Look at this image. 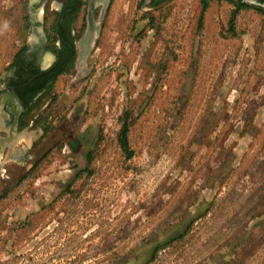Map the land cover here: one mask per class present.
Here are the masks:
<instances>
[{
  "label": "rangeland",
  "instance_id": "rangeland-1",
  "mask_svg": "<svg viewBox=\"0 0 264 264\" xmlns=\"http://www.w3.org/2000/svg\"><path fill=\"white\" fill-rule=\"evenodd\" d=\"M29 1L0 0L6 124L19 52L56 41L58 5L34 24ZM207 1L200 28L202 0L95 7L88 72L74 59L0 141V264H264V7Z\"/></svg>",
  "mask_w": 264,
  "mask_h": 264
},
{
  "label": "flooded vegetation",
  "instance_id": "flooded-vegetation-1",
  "mask_svg": "<svg viewBox=\"0 0 264 264\" xmlns=\"http://www.w3.org/2000/svg\"><path fill=\"white\" fill-rule=\"evenodd\" d=\"M50 1H56L58 5V8H56L58 13L52 26L56 34L55 44L51 45L53 37L50 33L44 31L46 37L45 42H43V38L39 36L38 40L34 41L25 49L13 67V77L6 81L7 90L14 92L18 96V102L15 98L11 97L14 105L12 104L10 107V115H14V118L12 120L9 116V119L12 121L7 123L8 125L5 122L8 117V112H4L5 109L3 108V110L0 108V128H4L9 132L7 138L11 135L15 140L18 136L16 130L17 124L14 129L12 127L14 126L15 118L19 114L21 106L26 105L25 98L28 99L38 96L50 83V79L66 71L69 64L74 62V59L77 64L79 45L78 40H76L77 29L75 22L79 17L78 13L81 12V0H41L31 11L32 18L33 10L46 6V3ZM236 1L241 2L249 0ZM255 1L260 3L257 5L264 7V0ZM36 22H34V24ZM50 53L53 57L48 66L44 68L42 63L44 59H48ZM47 55L48 57H46ZM10 132H12V134H10ZM23 136L27 137L26 140L29 142V136L25 134ZM0 140L3 139L0 137Z\"/></svg>",
  "mask_w": 264,
  "mask_h": 264
},
{
  "label": "water",
  "instance_id": "water-1",
  "mask_svg": "<svg viewBox=\"0 0 264 264\" xmlns=\"http://www.w3.org/2000/svg\"><path fill=\"white\" fill-rule=\"evenodd\" d=\"M40 1L41 0H30L29 2H30L31 8L32 9L35 8L36 4L39 3ZM251 1L254 3L260 4L256 2L255 0H251ZM99 3L102 4L101 13L99 15V20H102L106 13L108 6L111 3V0H88L89 24L87 26L85 33L78 40L79 52H78L77 65L78 67L81 68V70H84L85 72H88V69L86 68L87 59L95 46V40L97 36L99 35L100 29H101V24L99 21H97L96 16H95V7ZM40 10L41 8L33 10V22L40 21V17H39ZM37 32L43 38V42H45L46 37H45L43 29H38ZM49 55H50L49 56L50 58L48 60L44 59V62L42 63L43 64L42 66L44 68L48 66L49 62L51 61V58L53 57L51 53ZM9 94L14 96L15 99L18 100V96L14 92H10Z\"/></svg>",
  "mask_w": 264,
  "mask_h": 264
},
{
  "label": "trees",
  "instance_id": "trees-1",
  "mask_svg": "<svg viewBox=\"0 0 264 264\" xmlns=\"http://www.w3.org/2000/svg\"><path fill=\"white\" fill-rule=\"evenodd\" d=\"M81 3H83V0H81ZM208 5L209 4H208V1L207 0H202V11H201V15H200L199 22H198L199 28L203 24L204 12L207 10ZM234 20H235V16L233 15L232 18H231V20H230V23H231V27L232 28H234ZM24 50L25 49H23L21 52H19L18 57H17V61H18L21 53ZM55 78H56V76L53 77L52 79H50V83H52ZM23 97H24V95H23ZM25 99H26L25 100V103L26 104H30L31 101H32V98H28V99L25 98ZM119 142L121 144V147H122L123 151L126 153L127 157H131L134 152H133V149H131L130 144H129V139H128V124L126 122L123 124V127L121 129V132H120V135H119Z\"/></svg>",
  "mask_w": 264,
  "mask_h": 264
},
{
  "label": "bare ground",
  "instance_id": "bare-ground-1",
  "mask_svg": "<svg viewBox=\"0 0 264 264\" xmlns=\"http://www.w3.org/2000/svg\"><path fill=\"white\" fill-rule=\"evenodd\" d=\"M50 57H48V59H49ZM47 59V60H48ZM13 98H14V96H12ZM17 124V122H16V120H15V122H14V126L12 127L13 129L15 128V125ZM10 134H12V132H10ZM26 136L28 135L27 133L25 134ZM19 136V135H18ZM17 136V137H18ZM17 140V138L14 140L13 138H12V136L10 135V137L9 138H5V139H3V140H0L3 144H5L6 142L7 143H10L11 141H16Z\"/></svg>",
  "mask_w": 264,
  "mask_h": 264
},
{
  "label": "crops",
  "instance_id": "crops-1",
  "mask_svg": "<svg viewBox=\"0 0 264 264\" xmlns=\"http://www.w3.org/2000/svg\"><path fill=\"white\" fill-rule=\"evenodd\" d=\"M55 4H57V2L56 1H53Z\"/></svg>",
  "mask_w": 264,
  "mask_h": 264
}]
</instances>
